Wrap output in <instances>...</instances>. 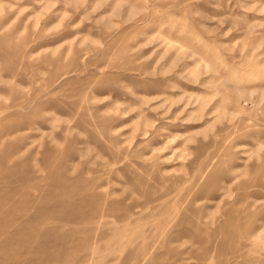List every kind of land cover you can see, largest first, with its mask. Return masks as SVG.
<instances>
[{
	"label": "rangeland",
	"instance_id": "374dc122",
	"mask_svg": "<svg viewBox=\"0 0 264 264\" xmlns=\"http://www.w3.org/2000/svg\"><path fill=\"white\" fill-rule=\"evenodd\" d=\"M0 264H264V0H0Z\"/></svg>",
	"mask_w": 264,
	"mask_h": 264
}]
</instances>
